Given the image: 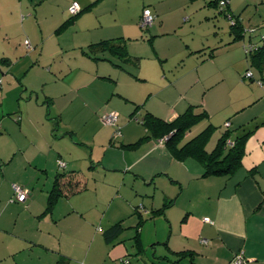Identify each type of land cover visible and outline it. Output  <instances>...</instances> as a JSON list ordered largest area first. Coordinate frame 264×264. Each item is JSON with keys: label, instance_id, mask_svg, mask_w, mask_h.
I'll list each match as a JSON object with an SVG mask.
<instances>
[{"label": "crops", "instance_id": "obj_1", "mask_svg": "<svg viewBox=\"0 0 264 264\" xmlns=\"http://www.w3.org/2000/svg\"><path fill=\"white\" fill-rule=\"evenodd\" d=\"M102 1L73 0L80 5L81 13L72 15V25L84 22ZM217 2L187 0L191 6L198 3L193 16L198 15L203 25L211 24L212 18L219 21L217 14H226H221ZM250 2L230 0L228 13L241 18ZM73 3L69 2L65 9L70 14ZM32 4L35 5V17L31 14L30 21L35 18L39 20L37 24H42L39 9L45 4L43 0H31L30 3L26 0H0V42L15 37L17 26H22L20 19L17 23V12L31 9ZM145 8L152 10L156 18L160 15L157 6L154 10ZM202 13L206 16L204 21L199 16ZM24 19L23 24L28 20ZM69 20L62 24L63 28L71 23ZM60 21L58 17L57 24ZM160 23L150 27L148 42L155 54L153 58L163 63L154 39L164 34L163 21ZM6 28L12 34H5ZM225 37L226 41L222 39L217 45L211 43L212 48L208 45L193 49L188 41L186 48L189 56L202 58L196 71L186 74L183 82L162 76L167 87L163 91L146 88L148 97L144 99L134 93V88L142 89L147 83L146 77L140 74L143 58L131 54V49L129 52L127 43H124L127 51L124 60L113 57L108 50L98 52L97 57L102 60L93 59L82 50L121 37L102 39V35L89 32V38L79 48L80 68L67 83L63 78L67 87L64 96L68 91L99 94L93 85L114 83L113 96L124 97L127 104L131 102L135 106L133 111L129 108L131 118L145 111L141 121L144 135L139 137L140 127L137 130L133 124L126 126L124 143L118 148L124 157L125 170L120 182L95 187L92 192L87 190L61 196L51 207L50 195L56 177L66 174L69 166L73 167L70 170H76V162L78 164L85 159L84 154L77 153L81 151L80 147L87 146L75 141L74 129L64 135H69L74 141L63 140V143L67 141L64 143L67 146L65 151L57 150V142L53 143L51 138L46 140L42 137L40 142L26 138L23 133L24 112H21L17 127L19 135L13 141L16 150L0 152V264H231L235 255L241 252L247 264H264V86L260 88L252 82L245 83L243 76L251 66H247L243 41H233L231 32ZM6 61L8 57L0 49V91L3 88L1 74H6ZM194 74L198 76L193 77ZM180 84L183 92L172 97L170 93L178 90ZM46 99L50 108L55 104L56 96H46ZM113 100L111 98L106 107ZM85 107L88 113L92 111L97 117L100 107L92 102L86 103ZM189 108L195 113H204V118L190 129L184 140L189 141L208 127H213L205 147L207 152L213 151L227 130H234L230 143L236 136L251 132L242 166L232 176L204 177V167L197 159L176 158L166 146L165 138L158 132L154 134L143 123L147 114L173 122ZM29 109V123L33 127L49 122L41 105ZM74 119L83 120V115ZM56 120L60 121V117ZM204 122L206 127L194 135L192 130ZM190 132L192 137H188ZM109 143L113 145L111 141ZM106 155L100 162H104ZM90 156L91 162L94 161L93 153ZM60 160L65 162V169L59 167ZM93 163L90 170L95 168ZM13 185H20L27 191L25 202L15 198ZM102 187L105 189L102 190ZM106 191L110 200L105 202ZM82 195L84 198H81ZM94 208H100L102 212L90 217L89 212ZM97 213L100 216L96 218ZM205 218L210 221L206 222ZM118 223L124 230L113 242H107L105 231ZM86 225L90 227L91 245L84 252ZM150 225L153 233L149 237L150 244L146 245Z\"/></svg>", "mask_w": 264, "mask_h": 264}, {"label": "rangeland", "instance_id": "obj_2", "mask_svg": "<svg viewBox=\"0 0 264 264\" xmlns=\"http://www.w3.org/2000/svg\"><path fill=\"white\" fill-rule=\"evenodd\" d=\"M43 1L45 4L39 9V19L43 25L37 24L39 20L35 18L32 22L30 21L31 14L35 17V5L32 4L30 5L31 9H24L19 14L17 12V23L20 19L22 26H17L14 31L15 37L12 36L10 41L0 42V49L8 57V61L4 62V73L6 74H1L3 88L0 91V124L2 126L0 133L3 137L0 135V152L11 153L10 151L16 150V144L13 141L19 135L17 127L19 128L20 125L18 119L21 112H24L23 133L26 138L36 139L38 142L42 140V137L46 140L51 138L53 143L57 142L55 145L57 150L60 151H65V148H67L64 145L67 141L63 143V140L74 142L69 135L64 136L66 132L74 129L76 132L73 136L75 141L85 143L87 147H80L81 151L77 153L78 155H85L84 161L78 164L76 162V170L74 171L70 170L73 167L69 166L70 169L67 173H76V178H82L86 183L87 189L85 191L91 190L92 192L95 187L113 185L122 180V174L125 171L123 170L124 157L118 148L125 140L123 132L128 124H133L137 130L140 127V133L138 134L141 137L144 131L141 121L145 111H140L138 115L131 118L129 108L133 111L135 106L131 102L127 104L124 97L113 96L115 85L111 82L106 85H93L99 94L90 91H81L79 94L68 91L64 96L63 92L67 90L65 86L67 80L73 77L77 69L80 68L82 59L79 48L82 47V42L89 38V32H92V35L94 33L102 35V39L103 37L104 39L121 37L117 41H121L123 44L127 43L128 51L130 52L131 49V54L143 58V68L140 74L146 77L147 83L143 85L142 89L134 88V93L137 97L142 95L146 99L148 97L146 88L163 91L167 87L166 82L161 79L162 76L166 75L174 81L181 79L183 82L184 76L195 72L196 67L202 63V58H191L189 56V51L186 48L188 41L193 49L196 47L200 49L202 46L206 47L208 45H210L209 48H212V44L217 45L218 41H222V39L226 41L225 36H228L231 32L232 25L228 17L218 14L219 21L212 18L211 24H200L201 21L198 15L195 18L193 16V14H196L198 3L191 6L187 4V0H104L93 10L92 15H90L92 16L91 19L90 16H87L84 22L81 21L72 25V14L65 9L69 2L70 4L73 3V0ZM87 1L92 2L94 0ZM250 1L251 4L244 9L245 12L243 10L242 17H239L241 24L247 31L255 28L264 32V4L262 0ZM26 2L30 3L31 0H26ZM156 6L160 15L156 18L154 24L159 26L160 22L163 21L164 34L158 35L157 39H154L157 42L155 47L164 59L162 60L163 63L157 62L153 58L155 54L148 42L150 28H143L140 24L144 7L154 10ZM204 14L199 15L202 16L203 21L206 17ZM154 15L156 16V14ZM231 15L235 19L237 18L234 14ZM24 17L28 19L25 24H23ZM58 17L61 21L57 24ZM66 20L71 23L65 24L63 28L62 24ZM89 29L91 31H88ZM6 33L10 35L12 31L6 28ZM247 41L244 39L243 44H246ZM246 57L247 66H249L251 57L250 55ZM198 62L199 64H197ZM161 65H164V67ZM126 67L130 71L139 74L137 70H132L129 66ZM250 70L253 73V78L246 77L245 83L252 82L253 85L260 88L264 86V72L261 73L256 67H250ZM7 72L10 74L8 75ZM195 76L198 75L194 74L193 77ZM64 77L66 83L63 82ZM242 80L244 81V79ZM145 90L146 92H143ZM182 90L183 87L180 84L178 90L170 93V95L177 97L183 92ZM51 95L56 96V101L52 107L48 108L46 96ZM130 97L133 98L132 94ZM111 98H114V100L111 101L110 106L106 107ZM88 102H92L98 108L100 107L97 117L92 114V111H89V113L86 111L85 105ZM38 105H41L43 109L45 108L49 122L46 125L33 127L29 123L28 109ZM111 112L119 115V122L116 127L108 126L103 121V118ZM77 115H83V120L76 121L74 118ZM57 117H60V121L56 120ZM206 122L200 123L197 128L192 130L194 135L200 129L206 127ZM217 128L219 129V126ZM118 129H121L122 136L120 137L117 136ZM232 131L234 130L232 129ZM96 134L98 135L95 136ZM192 134L190 132L188 137H192ZM216 134L218 136L219 132ZM109 141L113 143L112 146L109 145ZM212 141H214V137ZM25 143L28 142L25 141ZM52 147L53 145L50 144L49 148L52 149ZM107 148H111V150L106 151ZM92 153L94 156L92 162H94L95 168L90 170L92 164L90 155ZM105 155L104 162H100ZM130 157H135V155H130ZM104 189L102 187V190ZM126 190L129 191L128 186ZM100 196H102V192H100ZM100 196L99 198L102 200ZM81 198H84L83 195ZM108 199L110 200V197L106 191L104 201L106 202ZM96 212L101 213L102 209L94 208L89 212L90 217ZM100 213H97L95 217H99ZM88 219L92 221L91 218ZM97 226L98 224H96ZM148 229L146 245L150 244L148 242L149 237L153 233L151 225ZM85 234L84 252L91 245V239L89 238L91 233L88 225H86Z\"/></svg>", "mask_w": 264, "mask_h": 264}, {"label": "trees", "instance_id": "obj_3", "mask_svg": "<svg viewBox=\"0 0 264 264\" xmlns=\"http://www.w3.org/2000/svg\"><path fill=\"white\" fill-rule=\"evenodd\" d=\"M219 1V0H218ZM218 6V2H217ZM218 8V7H217ZM146 9V8H145ZM144 9V10H145ZM229 9V8H228ZM152 11V10H151ZM220 11V10H219ZM221 12V11H220ZM81 11L77 14L79 15ZM153 13V12H152ZM224 12H221L223 14ZM154 14V13H153ZM75 15V16H77ZM226 17L231 14H225ZM236 24L231 26L233 41L248 40L247 44L253 45L252 52H246V56L251 57V67H256L261 73L264 72V32L260 29H255L252 32L245 31L240 18H236ZM100 50H108V53L119 60H124L127 55L126 45L121 41L110 40L103 41L99 44L83 49L82 52L96 60H102L97 57ZM251 71V70H249ZM247 71V72H249ZM246 72V73H247ZM246 74H244V79ZM204 118V113H195L191 108L186 113L179 116L173 122H166L154 117L152 114H147L144 124L153 131L154 134L159 133L162 138L166 139V146L178 159H186L193 157L197 159L204 167V177L209 176H232L241 166L243 158L246 154V142L251 135V132L236 136L231 144L232 131L227 130L220 137L216 147L211 152H207L206 144L213 132V127H208L204 132L197 137L185 141L186 134L190 129L198 124ZM76 173L59 174L55 180V186L50 195L49 205L52 207L56 200L61 196H71L78 192H83L87 189L86 183L81 178H76ZM65 180V181H62ZM123 227L121 223L112 226L105 231L104 237L107 242H113L120 233Z\"/></svg>", "mask_w": 264, "mask_h": 264}, {"label": "built area", "instance_id": "obj_4", "mask_svg": "<svg viewBox=\"0 0 264 264\" xmlns=\"http://www.w3.org/2000/svg\"><path fill=\"white\" fill-rule=\"evenodd\" d=\"M229 4H230V0H219L218 1V8L221 12L229 14L228 13ZM80 11H81L80 5L78 3H73V5L70 8L71 14L75 16ZM155 19H156V16L152 13V11L150 9H145L143 11V15H142L140 24L143 28L148 29L154 24ZM228 19L230 20L231 25L236 24L237 19H235L233 17V15H228ZM254 30L255 29H249L248 32H252ZM245 31H247V30H245ZM26 43H28V42L26 41ZM253 48H254L253 45L247 44V46H245V51L246 52H252ZM245 77L253 78L252 71L247 72ZM103 121L108 126L116 127L118 125V122H119V115L115 112H111L103 118ZM117 136H119V137L121 136V129L117 130ZM229 144H231V143L229 142ZM59 167L61 169H65V167H66L65 162L60 160L59 161ZM13 190L15 193V198L18 201H20V202L26 201V199L28 197V193L22 186L13 185ZM205 221L209 222L210 220H209V218H205ZM125 263L127 264V262H125ZM231 264H247V259L245 258L244 253L241 252V253H238L237 255H235Z\"/></svg>", "mask_w": 264, "mask_h": 264}]
</instances>
